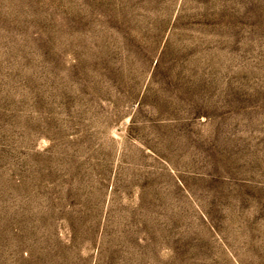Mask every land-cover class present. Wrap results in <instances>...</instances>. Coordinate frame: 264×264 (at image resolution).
I'll use <instances>...</instances> for the list:
<instances>
[{"label":"rangeland","instance_id":"1","mask_svg":"<svg viewBox=\"0 0 264 264\" xmlns=\"http://www.w3.org/2000/svg\"><path fill=\"white\" fill-rule=\"evenodd\" d=\"M0 264H264V0H0Z\"/></svg>","mask_w":264,"mask_h":264}]
</instances>
